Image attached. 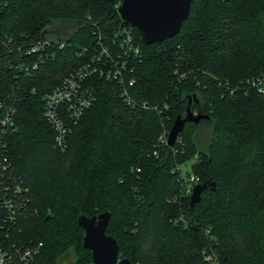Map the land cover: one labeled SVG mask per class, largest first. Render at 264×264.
<instances>
[{
	"label": "trees",
	"instance_id": "16d2710c",
	"mask_svg": "<svg viewBox=\"0 0 264 264\" xmlns=\"http://www.w3.org/2000/svg\"><path fill=\"white\" fill-rule=\"evenodd\" d=\"M119 1L0 0V98L16 127L5 155L25 200L13 211L0 204V250L8 264H92L76 216L108 211L104 232L132 264H264V96L231 89L264 68V0H190L177 32L149 44L131 27L140 50L129 61L130 93L155 108L126 105L115 81L91 74L92 103L65 147L52 145L41 98L78 66L81 49L129 26ZM60 22L64 35L54 33ZM43 37L63 45L52 41L40 61L23 54ZM186 106L207 117L184 122L172 145L160 142ZM188 161L184 176L214 182L192 207L179 170Z\"/></svg>",
	"mask_w": 264,
	"mask_h": 264
},
{
	"label": "built area",
	"instance_id": "2783aa9c",
	"mask_svg": "<svg viewBox=\"0 0 264 264\" xmlns=\"http://www.w3.org/2000/svg\"><path fill=\"white\" fill-rule=\"evenodd\" d=\"M57 42L61 47L63 41L55 38H41L31 42L25 49L24 55H35L39 59L46 54V46L51 42ZM92 46L90 49H81L83 59L77 67L64 75L60 81L41 98L42 117L52 132V145L63 149L66 145L70 125L74 124L83 111L92 103L94 93L86 79L89 75L103 76L105 79L115 81L118 85V93L121 100L130 107L155 108L149 106L143 100L135 99L131 93L132 79L126 78L130 73L129 61L139 55V43L135 38L131 26H122L113 33L108 44ZM82 56V55H81ZM36 61L31 64H18V70L28 73L35 68ZM253 89L264 96V68L256 75L244 80H239L231 86V89ZM194 113V112H193ZM14 107L9 102L0 98V204L8 211H13L24 203V190H21L16 179L12 176L10 163L5 155L4 137L15 129ZM160 142L165 143L164 131L158 136ZM166 144V143H165ZM183 176L182 191L189 194L192 186L197 183V177L192 173ZM11 183V184H7ZM40 246H27L17 251L20 260H28ZM9 256H5L0 250V264H8Z\"/></svg>",
	"mask_w": 264,
	"mask_h": 264
},
{
	"label": "water",
	"instance_id": "95a60500",
	"mask_svg": "<svg viewBox=\"0 0 264 264\" xmlns=\"http://www.w3.org/2000/svg\"><path fill=\"white\" fill-rule=\"evenodd\" d=\"M190 0H120L115 11L123 24L133 27L145 44L158 42L175 34L188 13ZM46 28L41 35H45ZM189 101V99L187 100ZM206 114L192 113L188 106L183 115H176L167 131L165 143L172 145L184 122L196 123ZM211 179L195 183L188 196L189 207L200 199V192L212 189ZM108 211L86 216L79 213L76 224L82 228L81 244L90 251L92 264H132L127 258H118L115 239L104 232Z\"/></svg>",
	"mask_w": 264,
	"mask_h": 264
},
{
	"label": "rangeland",
	"instance_id": "374dc122",
	"mask_svg": "<svg viewBox=\"0 0 264 264\" xmlns=\"http://www.w3.org/2000/svg\"><path fill=\"white\" fill-rule=\"evenodd\" d=\"M67 31H68V26L66 23H63V22H60L58 26L54 28V33L57 32V33L64 35L67 33ZM207 133H208V130L205 125L198 126L197 131L194 136V140L196 141V143H198L199 145H202L207 138ZM190 162L191 161H188L185 164L180 165L179 167L180 174H183L185 171L189 170ZM69 257L71 258V256Z\"/></svg>",
	"mask_w": 264,
	"mask_h": 264
}]
</instances>
